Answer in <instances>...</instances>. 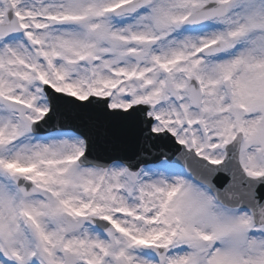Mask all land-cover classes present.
<instances>
[{
	"label": "snow or ice",
	"instance_id": "1",
	"mask_svg": "<svg viewBox=\"0 0 264 264\" xmlns=\"http://www.w3.org/2000/svg\"><path fill=\"white\" fill-rule=\"evenodd\" d=\"M0 264H264V0H0Z\"/></svg>",
	"mask_w": 264,
	"mask_h": 264
}]
</instances>
